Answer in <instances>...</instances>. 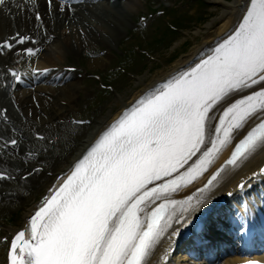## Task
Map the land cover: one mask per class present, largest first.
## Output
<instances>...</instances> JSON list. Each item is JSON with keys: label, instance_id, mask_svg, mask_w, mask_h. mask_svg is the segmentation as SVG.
Returning <instances> with one entry per match:
<instances>
[{"label": "snow or ice", "instance_id": "6c2138e0", "mask_svg": "<svg viewBox=\"0 0 264 264\" xmlns=\"http://www.w3.org/2000/svg\"><path fill=\"white\" fill-rule=\"evenodd\" d=\"M30 39L17 32L0 50ZM36 51L25 48L19 55ZM214 53L137 101L86 149L13 237L10 264H145L172 227L168 209L177 201L171 193L236 137L242 136L230 164L264 147V0H251L238 28ZM197 153L199 162L181 171ZM10 178L0 173V179Z\"/></svg>", "mask_w": 264, "mask_h": 264}, {"label": "bare ground", "instance_id": "6f19581e", "mask_svg": "<svg viewBox=\"0 0 264 264\" xmlns=\"http://www.w3.org/2000/svg\"><path fill=\"white\" fill-rule=\"evenodd\" d=\"M83 1L81 4L71 6L54 1L50 7L46 0H39L38 9L29 1L7 0L6 9H4L5 5L0 6V40L16 31H33L36 35L40 34V38L45 36L40 30L41 26L34 18V13L40 11L47 29L56 37L54 40L43 43L42 50L37 54L33 66L56 67L64 64L66 56L77 48L90 45L99 46L102 43L108 44L106 46L108 48L115 47L120 42V35L126 30L124 22H127V19L132 17L134 10L144 3V0ZM213 2L221 7V15L209 23L206 34L202 36V41L188 54L178 59L169 71L148 82L141 79V85L144 86H139L135 91L132 90L129 96L119 93L114 100L116 108L112 107L108 113L95 117L90 124L91 126L85 127V124L82 126L74 125L68 120L69 110L77 107V98L82 87V79L76 75H69L63 85L61 81L57 85L39 83L37 89H22L19 87L13 89L12 87L4 93V96H0V108L9 106L6 116H12L13 118L12 121L11 118L8 121L12 122L10 124L11 129L7 130L4 126H1L0 141L10 137L9 140L20 138L23 143L22 149L17 145L14 148H9V150L7 146L3 150L4 154L7 153L5 157L7 160L0 155V169L7 171L11 177V179L0 180V204L5 202L4 199H7L10 203L16 202V209H18L29 204L30 199L28 197L31 195L36 196L41 191L49 189L54 184L56 176L71 168L76 160L86 153L87 146L93 145L105 131L130 111L137 101H140V98L147 97L149 94L154 93L156 89L162 87L160 82L178 77L182 68L195 65L200 59L210 54L215 45L232 34L244 17L251 0H213ZM8 8H11V10L9 11ZM12 15L16 16L14 21L10 17ZM110 54L107 51L102 56L93 58L90 64L91 67L104 66L110 61ZM1 62L14 64L16 63V57H13L12 53L0 56ZM59 68H62V66L60 65ZM250 92L251 90H247L243 94ZM238 98H240L239 95L230 97L228 102L230 103ZM13 99L19 108L13 104ZM61 101H65V103H61ZM117 106L119 107L117 108ZM66 107H70V109ZM8 122H2L1 124ZM213 123L216 122L213 121ZM53 124H57L58 127L63 124L64 127H62L61 132L56 133ZM28 128H30V131L35 129V132L45 133L48 140L49 137L54 138L55 143L50 147L51 149L46 144L36 143L31 137L27 139L25 136H28ZM41 130H45V132ZM62 137L66 139V146L62 150H57L56 147L60 144ZM237 138L239 137L235 139ZM229 148L230 146L226 145L214 158L211 169L223 161L229 152ZM24 149L32 150L37 155L30 158L21 156L20 154L23 153ZM14 157H19V161H13ZM9 158H11V161L8 160ZM38 159L45 161L41 164L43 170L27 176L28 172L40 165ZM263 163L264 147L258 146L257 149L250 151L238 161L234 168L226 167L218 180L209 188L203 192L193 193L191 200L184 201L187 194L192 193L196 187L202 185L207 174L197 178L186 188L171 194L178 201L175 208L170 212L172 219L169 223L172 227L168 228L161 235L159 241L153 245L149 255L145 258V264H204L202 260L190 261L187 255L181 257L169 254V249L171 246L178 244L183 229L190 221L205 213H209L211 216L215 210L213 207L230 191V188L234 186L235 189H238L237 183L246 179L253 171L259 170ZM11 166L13 168H10ZM17 170H19L18 173ZM23 174L27 177L22 178ZM17 180L20 182L17 183ZM249 180L247 184L255 185L256 189L255 193H252V196H248L246 199L250 200L255 197L257 198V204L264 208V177L261 180L254 181L253 178ZM198 201L199 203H197ZM189 205L194 207L189 212H185V208H189ZM35 206L36 203H31L28 206L26 216L30 214ZM177 218L180 219V223H177ZM173 230L176 231V234L170 235ZM217 241L220 240L216 239L214 242ZM240 258L238 256H228L222 264H231L232 261Z\"/></svg>", "mask_w": 264, "mask_h": 264}, {"label": "rangeland", "instance_id": "374dc122", "mask_svg": "<svg viewBox=\"0 0 264 264\" xmlns=\"http://www.w3.org/2000/svg\"><path fill=\"white\" fill-rule=\"evenodd\" d=\"M148 1L151 11L155 9H164L166 6L171 7L167 10L166 17H159V23H154L149 29L144 28L135 33L138 38L137 42L140 43L142 48L149 50L154 58L138 55L133 62H123L110 59L104 66L91 67V60L98 55L101 47L108 44L102 43L99 46L90 45L82 48H77L67 55L64 62L82 64L87 70L92 72H99L103 75V79L108 84H113L114 90L104 89L102 85L94 81H84L85 86L79 93L77 98V107L74 113L82 118H89L93 120L95 117L106 114L112 107L116 108L114 103L115 97L121 93L129 96L131 91H135L142 83L157 77L158 75L169 71L178 59L188 54L198 43L202 41V36L206 34L207 26L215 18L221 15V7L214 4L213 0H146ZM170 1V2H169ZM88 15V14H87ZM86 17V15H85ZM176 26L183 28L180 31H172L166 25L169 20ZM165 22V23H164ZM154 27H158L157 33ZM128 32L134 31V26H130ZM161 35V39L158 38ZM131 40L120 42L116 45V49L122 46H130ZM118 52V51H117ZM120 53V52H119ZM28 62V61H27ZM33 62V61H32ZM31 62V64H32ZM124 65L127 70L134 72L133 76H128L126 72L119 70L117 63ZM111 69L109 70V68ZM116 71V72H115ZM119 71V72H118ZM86 74V71H83ZM102 88V89H101ZM119 106H117L118 108ZM89 125H85L88 127ZM91 126V125H90ZM74 130L75 127L72 126ZM30 128H28V136H30ZM56 147L57 150H62L66 146V139L63 138ZM18 183V182H17ZM16 183V184H17ZM44 192L41 191L36 196L31 195L28 197L30 202L28 205H23L21 208L16 209L17 203L0 204V225L4 221L23 219L31 203H35L40 195ZM27 198V199H28ZM4 260V249L0 245V264Z\"/></svg>", "mask_w": 264, "mask_h": 264}]
</instances>
